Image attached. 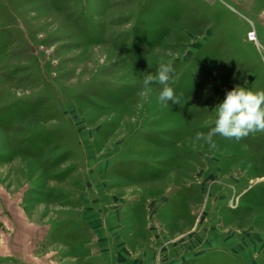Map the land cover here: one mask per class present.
<instances>
[{"label":"rangeland","instance_id":"obj_1","mask_svg":"<svg viewBox=\"0 0 264 264\" xmlns=\"http://www.w3.org/2000/svg\"><path fill=\"white\" fill-rule=\"evenodd\" d=\"M236 85L264 0H0V264H264V132L197 139Z\"/></svg>","mask_w":264,"mask_h":264},{"label":"clouds","instance_id":"obj_2","mask_svg":"<svg viewBox=\"0 0 264 264\" xmlns=\"http://www.w3.org/2000/svg\"><path fill=\"white\" fill-rule=\"evenodd\" d=\"M174 72L172 60L162 62L155 75L148 74L143 85L145 94L151 92V85L158 82L161 85L157 100L161 104L172 101L179 103L174 89L169 85ZM212 127L205 133H197V139L213 142L217 134L239 141L250 133L264 132V89L253 90L245 85H236L226 90L224 97L214 107Z\"/></svg>","mask_w":264,"mask_h":264},{"label":"built area","instance_id":"obj_3","mask_svg":"<svg viewBox=\"0 0 264 264\" xmlns=\"http://www.w3.org/2000/svg\"><path fill=\"white\" fill-rule=\"evenodd\" d=\"M247 38H248L249 41H255L256 40L255 32L250 30L247 33Z\"/></svg>","mask_w":264,"mask_h":264}]
</instances>
